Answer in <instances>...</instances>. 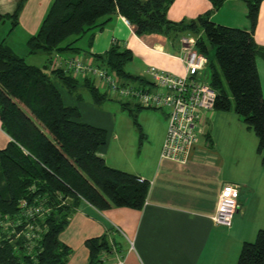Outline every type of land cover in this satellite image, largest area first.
Segmentation results:
<instances>
[{"label":"trees","instance_id":"1","mask_svg":"<svg viewBox=\"0 0 264 264\" xmlns=\"http://www.w3.org/2000/svg\"><path fill=\"white\" fill-rule=\"evenodd\" d=\"M23 1L13 14L0 15V22L11 21L10 30L18 23ZM208 1L212 6L209 12L174 22L167 17L174 0H53L38 31L27 39L26 49L28 54L42 52L49 58L86 51L79 42L88 37L89 47L94 32L116 14L124 17L137 35L163 34L172 39L186 33L199 36V52L207 56L209 47L215 49L218 68L212 65L209 82L216 93L214 110L228 112L233 108L253 131L264 166V98L256 67V57L264 55V49L253 37L264 0H243L248 29L214 23L211 13L226 0ZM93 58L121 82H145L125 70L132 60L128 49L114 44ZM55 82L77 101L81 100L76 93L80 88L96 105L108 99L93 80L76 79L63 69H50L48 64L29 65L0 42V126L10 138L0 149V264H66L71 250L59 236L80 201L99 211L112 207L140 210L146 199L149 183L106 164L98 154L106 144V130L81 122L79 110L64 105ZM119 104L139 129L134 107H141L130 102ZM21 202L45 213L24 218ZM17 219L20 225L8 237L3 224ZM26 226H31L34 237H26ZM84 245L87 264H97L101 253L111 251L105 237L88 239ZM236 264H264V229L258 230L253 242L242 244Z\"/></svg>","mask_w":264,"mask_h":264},{"label":"crops","instance_id":"2","mask_svg":"<svg viewBox=\"0 0 264 264\" xmlns=\"http://www.w3.org/2000/svg\"><path fill=\"white\" fill-rule=\"evenodd\" d=\"M20 1L0 0V15L13 14ZM52 1L24 0L16 27L10 30L8 19L0 22V42L16 55L17 46L26 49L27 39L38 31ZM210 10L212 6L208 0H174L167 17L170 21L192 20ZM246 14L243 0H226L210 18L219 25L248 29ZM253 37L264 49V1ZM88 42L89 38L84 37L79 44L86 51L76 54H55L51 58L42 52L30 55H43L42 67L50 66L52 60L62 62L79 56L96 64L93 56L103 54L115 44L132 54L126 71L145 82L148 81L146 70L151 66L175 76L184 75L183 65L177 59L178 38L163 34L137 35L134 27L119 14L113 15L103 29L94 32L89 47ZM256 67L264 98L263 54L256 57ZM55 86L64 105L79 110L81 122L102 129L106 127L102 124V115L94 107L78 103L58 82ZM208 118L210 122L213 119V123L199 135L196 147L184 164L160 159L166 130L157 149L147 156L133 157L127 156L121 145L113 146L111 152L109 143L117 140L118 134L114 125L104 129L106 144L98 154L108 166L146 180L148 192L140 210L112 207L99 211L80 201L59 236L60 242L71 250L66 264H87L88 250L84 243L97 237H105L110 250H115L108 259L117 256L123 259V264H236L242 244L253 241L258 230L264 229V166L257 147L254 149L249 138L244 139L245 131L250 130L242 122L243 125L225 124L218 121L220 114L213 112ZM138 126L141 145L145 136ZM9 141L0 126V149ZM226 184L239 189L240 207L229 228L218 226L212 220L220 191Z\"/></svg>","mask_w":264,"mask_h":264},{"label":"built area","instance_id":"3","mask_svg":"<svg viewBox=\"0 0 264 264\" xmlns=\"http://www.w3.org/2000/svg\"><path fill=\"white\" fill-rule=\"evenodd\" d=\"M126 23L129 22L126 20ZM198 38L199 36L190 33L179 37L180 52L177 59L183 65V76H175L151 66L146 70L147 82L125 83L119 81L108 69L78 58H67L62 62L52 60L50 68L63 69L76 79L88 78L97 81L108 99L162 111L167 119V128L160 159L184 164L189 153L196 147L198 137L203 133V126L208 122L209 114L214 111L216 101V93L209 82L201 79V73L208 67V58L197 50ZM19 207L24 218L45 213L42 209L40 211V207L28 208L24 202H21ZM239 207V189L235 185H224L212 218L214 224L231 227ZM20 222L19 219L14 222L7 220L2 230H5L9 237L12 229L20 225ZM24 233L28 239L35 236L31 226H26ZM18 236L20 234L16 235ZM114 251L101 253L97 264H123L120 257L108 259Z\"/></svg>","mask_w":264,"mask_h":264},{"label":"rangeland","instance_id":"4","mask_svg":"<svg viewBox=\"0 0 264 264\" xmlns=\"http://www.w3.org/2000/svg\"><path fill=\"white\" fill-rule=\"evenodd\" d=\"M180 21L182 20H177L174 22H180ZM22 48L20 49L17 46L15 50L17 55L26 57L25 60L28 64L31 63L34 65H37L38 67H42L44 63L43 55L27 54V49H25L24 47ZM207 58L209 62L211 63V65L203 70V72L201 73V79L202 81L208 83L210 82V78L213 73V66L215 68H218L216 61H215V49L214 48L212 47L208 48ZM78 59L82 60L83 57L79 56ZM128 65L129 64H127V66L125 67V70H128ZM93 81L99 87L98 82L95 80ZM223 84L227 92V95L229 96L230 104L233 105V99L231 97L230 91L225 85L224 81H223ZM100 90L103 91L102 88H100ZM76 93L79 94L81 97V100H79L78 103L89 104L92 107H94L96 112H99L102 115L101 117H102L103 126L110 127V125L111 126L114 125L116 133L118 134V139L111 140V142L109 143L111 152L114 149L113 146L121 145L124 150V153L127 156L136 157L139 155L143 157V156H147L149 153L153 152L155 149H157L161 145L160 138L162 134L165 133L164 131L167 128V119L162 111L153 110V109H145V108H141L137 110V108L134 107L135 113H136V122L142 127V133L145 136L142 144L140 145L139 140H138L139 131L136 128V126L133 124V121L131 117L128 115L127 111L121 108L118 101L112 100V99H106L101 104L96 105L92 102L89 93L85 89L80 88L76 91ZM213 113L220 114L221 118L218 121H221L225 124L234 125V126L236 124H242L239 117L234 113L233 108L228 112L214 110ZM212 121L213 119L211 120V122L209 120L203 126V131L205 130L206 126L208 128L213 123ZM248 138H249V141L252 143L254 149H256L257 139L253 131H245L244 139L247 140Z\"/></svg>","mask_w":264,"mask_h":264}]
</instances>
